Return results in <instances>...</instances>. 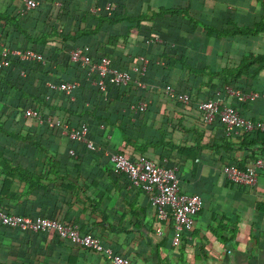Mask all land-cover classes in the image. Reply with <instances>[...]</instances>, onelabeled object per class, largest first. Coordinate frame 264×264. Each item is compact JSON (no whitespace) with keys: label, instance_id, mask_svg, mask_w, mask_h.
<instances>
[{"label":"trees","instance_id":"trees-1","mask_svg":"<svg viewBox=\"0 0 264 264\" xmlns=\"http://www.w3.org/2000/svg\"><path fill=\"white\" fill-rule=\"evenodd\" d=\"M36 1L39 5L23 11V0H0V60L4 49L32 50L44 58V62H38L13 57L9 66L0 65V208L31 217H37L32 212H38L65 225H78L83 234L106 238L97 225L87 223L91 218L81 216V209L90 203L94 211L106 214L98 201L96 174H83L87 153L106 161L101 169L108 177L119 175L110 161V149L131 160L146 156L167 167V162L176 158L180 160L175 159L179 178L184 182L186 164L198 162L206 151L220 155L221 149H226L221 156L224 165L243 170L251 161L264 157V150L258 149L259 144L264 146V131L228 135L224 130V136H219L217 131L223 124L218 119L208 124L199 108L201 101L217 99L219 93H228L229 89L246 93L248 88L262 90L263 81L257 76L264 74V49H243L239 57H232L225 68H219L217 61H195L191 54L159 41L153 33L159 18L162 33L178 31L184 37L191 28L219 45L232 35L246 37L249 31L253 33L249 24L236 27L226 19L237 29L232 34L220 32L222 17L219 19L217 13L199 17L185 0L167 7L153 6L151 0H114L111 13L106 9L110 0ZM262 4L264 7V0ZM259 17L262 20L253 19L259 22L255 32L264 31V13ZM86 46L92 63L108 57L111 67L128 71V83L115 85L107 80L106 90L94 84L99 73L71 59L74 48ZM145 56L149 58L145 73L134 71ZM251 71L257 74L254 83L240 81ZM50 81H78L79 86L67 93L51 89ZM166 85H172L178 93H188L190 104L168 96L163 89ZM141 101L147 106L140 108ZM29 108L36 115H26ZM47 118L53 120V127L41 122ZM83 124L89 127L95 149L64 133ZM235 136H241V145L247 147L246 162L231 148L237 141L233 140ZM159 221L174 227L172 214ZM3 227L0 224V243L5 239ZM6 229L17 233L15 243H22L25 231ZM27 233L29 246L35 234L43 236L45 253L41 255L31 246L35 257L19 263L20 255H15L18 264H111L104 252L66 243L55 230ZM166 233L164 229L162 235ZM107 245L114 246L117 254L133 264L113 242Z\"/></svg>","mask_w":264,"mask_h":264},{"label":"crops","instance_id":"crops-1","mask_svg":"<svg viewBox=\"0 0 264 264\" xmlns=\"http://www.w3.org/2000/svg\"><path fill=\"white\" fill-rule=\"evenodd\" d=\"M151 1L156 7H167L176 3V0ZM185 1L190 4L191 8L187 7L192 13L200 15L199 17L211 16L214 13L219 15V19L222 17L220 32L231 31L232 34L236 27L249 24L253 27V33L249 31L250 34L246 37L232 35L230 40H224L222 44L216 45L211 38L191 28L185 31L184 37L180 36L178 31L162 33L159 31L161 19L156 18L153 33L159 41L170 43L173 48L191 54L195 61H217L219 68H225L232 57H239L243 49H264V31L255 32V25L259 22H253V19L262 20L259 17L264 13L262 0ZM22 10H28L25 0ZM226 19L236 27H232ZM249 74L252 76L240 78V81L254 83L256 81L254 75L257 74L254 71ZM231 76L228 75L227 78ZM257 77L263 81L261 85L263 89L248 88L249 92L257 93L254 100L240 101L229 93V90L228 93H219L217 98L222 104L233 106L244 117L264 121V74ZM224 128V125L223 128L221 126L218 128L219 136H224ZM233 140H237L231 145L236 151V157L244 158L243 162H246L247 147L245 149L241 145V136H235ZM258 146V149L264 150L263 145ZM110 150V153L115 151ZM225 151L226 149H221L220 155L206 151L198 162L190 161L184 167L186 180L181 181L182 191L200 195L203 204L192 230L185 233L179 246L172 243L174 227L171 229L168 225L161 224L157 217V209L149 196L140 188L134 187L125 175L108 177L101 169L106 161L96 160L93 153H87L83 158V174L87 177L96 174L95 179L98 183L96 192L100 193L98 201L106 214L94 211L90 203L81 209V216L91 218L87 223L97 225L106 235V238H98L105 245L109 241L113 242L133 264H264V174H259L257 183L253 186L228 180L224 171L226 166L221 161ZM105 153L109 154L108 151ZM175 159L169 160L167 164L177 169ZM252 165L251 161L249 167ZM32 213L39 216L38 212ZM103 219L105 222H102ZM6 228L9 227L1 229L5 232V239L0 243V264L31 262V258L35 257L34 249L41 255L45 253L43 236L35 234L31 244L34 248L31 252L29 248L31 246L25 239L28 234L26 231L25 237L21 239L22 243H15L17 233L15 231L12 233ZM164 229L167 232L165 236L162 235ZM113 250L116 251V248ZM68 251L70 253V250ZM15 255H20V259L16 261Z\"/></svg>","mask_w":264,"mask_h":264},{"label":"built area","instance_id":"built-area-1","mask_svg":"<svg viewBox=\"0 0 264 264\" xmlns=\"http://www.w3.org/2000/svg\"><path fill=\"white\" fill-rule=\"evenodd\" d=\"M113 1L110 0L106 5V9L110 11L109 13L115 7ZM37 5H39V2L36 0H25V6L28 10L35 8ZM95 10H99V8ZM88 51L89 47L87 46L84 48H74L71 51V59L82 65H89L91 72L99 73V78L94 80V84L101 90L107 89L108 82L115 85L128 83L131 78V74L128 71L111 67V60L108 57H104L98 63H92ZM13 57L24 61L44 62L43 56L32 50L4 49L0 65L9 66ZM148 63L149 58L146 56L142 57L141 65L135 66L133 70L144 74ZM48 86L51 89H60L71 93L79 86V82L73 81L56 84L50 81L48 82ZM141 86L145 87V85ZM163 89L171 98L177 99L185 105L190 104L191 97L188 93H178L172 85L163 86ZM229 93L235 95L240 101L254 100L257 94L256 92L246 93L234 89H229ZM221 102L217 98L199 103V108L203 110L205 121L208 124H212L218 119L225 126L228 135L234 132L238 133L239 131H264V121H252L242 116L233 106L222 104ZM146 106V101L139 103L140 108ZM26 115H36V111L29 108L26 110ZM41 122L52 127L55 125L51 118H47L46 121L42 120ZM64 133L73 140L85 143L88 148L95 149V143L89 137V127L86 124L65 129ZM109 156L116 174L125 175L134 187L143 189L151 196V202L157 207L159 219L167 220L169 215L172 214L174 217L172 243L174 246L179 245L185 233L191 231L194 226L195 218L203 204L201 196L182 191L181 180L176 168L159 165L146 156H140L136 160H131L122 153H113L109 154ZM224 171L228 180L238 184L253 186L257 183L259 174H264V157H258L247 170H243L235 165H228L224 168ZM0 224L35 233H49L55 230L63 240L104 252L110 258L111 264H131L126 257L117 254L113 248L106 246L95 235L90 233L83 234L78 225H65L57 220L41 216L30 217L10 213L2 208H0Z\"/></svg>","mask_w":264,"mask_h":264}]
</instances>
